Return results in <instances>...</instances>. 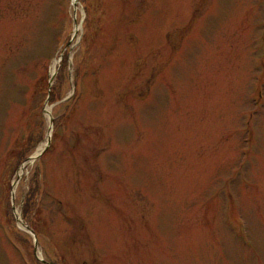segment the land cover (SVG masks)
Returning <instances> with one entry per match:
<instances>
[{"label":"rangeland","instance_id":"obj_1","mask_svg":"<svg viewBox=\"0 0 264 264\" xmlns=\"http://www.w3.org/2000/svg\"><path fill=\"white\" fill-rule=\"evenodd\" d=\"M0 264H264V0H0Z\"/></svg>","mask_w":264,"mask_h":264},{"label":"bare ground","instance_id":"obj_2","mask_svg":"<svg viewBox=\"0 0 264 264\" xmlns=\"http://www.w3.org/2000/svg\"><path fill=\"white\" fill-rule=\"evenodd\" d=\"M54 69H55V68H54V66H53V67H52V70H51V75L54 74ZM47 111H48V110H47ZM47 111H46V112H47ZM48 139H49V135H48ZM42 149H43V148H42ZM42 149L39 148L38 151H40V150H42ZM22 167H23V166H21L20 169L18 170V173H17V176H18V177L21 175ZM17 214H18V213H17ZM17 217H18L19 225L22 226V227H24V225L22 224V222H21V220H20L19 215H17Z\"/></svg>","mask_w":264,"mask_h":264},{"label":"trees","instance_id":"obj_3","mask_svg":"<svg viewBox=\"0 0 264 264\" xmlns=\"http://www.w3.org/2000/svg\"><path fill=\"white\" fill-rule=\"evenodd\" d=\"M50 92H51V91H49V93H50ZM49 96H50V95H49ZM26 199H27V200L25 201L24 206L27 205V203H28V201H29V197H26ZM37 210H38V207L33 211L32 218L35 216V213H36ZM28 228L34 232V229H35V228L32 226L31 223H29Z\"/></svg>","mask_w":264,"mask_h":264},{"label":"water","instance_id":"obj_4","mask_svg":"<svg viewBox=\"0 0 264 264\" xmlns=\"http://www.w3.org/2000/svg\"><path fill=\"white\" fill-rule=\"evenodd\" d=\"M27 229V228H26Z\"/></svg>","mask_w":264,"mask_h":264}]
</instances>
